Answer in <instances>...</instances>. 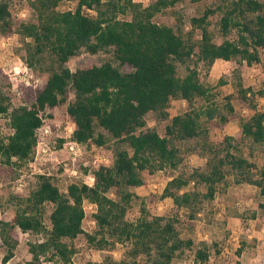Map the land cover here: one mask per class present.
I'll list each match as a JSON object with an SVG mask.
<instances>
[{
	"label": "trees",
	"instance_id": "trees-1",
	"mask_svg": "<svg viewBox=\"0 0 264 264\" xmlns=\"http://www.w3.org/2000/svg\"><path fill=\"white\" fill-rule=\"evenodd\" d=\"M62 1L30 0L35 20L19 21L15 28L23 39L31 40L27 64L33 65L48 51L57 66L29 104L10 108L7 101L0 100V116H7L11 129L9 134L0 135V163L17 170L33 160L45 110L65 104L69 92L73 99L67 102L66 111L74 125L73 140L105 145L107 137L97 131L101 129L126 148H117L111 165L101 164L90 171L92 185L71 182L62 191L54 176L38 174L36 187L28 195H11L13 218L0 222L1 245L6 248L1 262L13 257L18 244L14 231L18 228L42 235L41 240L28 242V264L41 259L76 264L72 260L77 251L73 240L79 235L99 250L117 242L126 245L120 261L106 256L103 262L87 264H171L187 251H193L192 264H209L210 246L204 240L196 244L192 238L181 236L178 213L149 212L141 199L138 217L127 219L134 196L128 189L143 184L145 171L177 169L180 147L191 142L190 151L199 150L205 164L188 175L178 174L168 180L161 199H170L177 210H186L193 219L205 202L214 199L218 184L228 176L234 183L254 185L264 194V164L260 167L236 152L240 142L251 148L262 146L264 151V111L256 108L253 99L255 94L264 98V81L256 92L237 82L239 98L253 112L241 118L236 135H226L220 144L213 145L205 122L224 124L234 115L235 107L231 96L222 104L216 102L213 87L200 79V68L208 71L217 59L248 66L260 61L264 0H217L200 16L189 19L191 27L186 34L179 26L153 20L156 13L181 0H153L146 6L134 0H77L74 10H59ZM12 3L0 0L1 34L14 28ZM214 14H219L220 42L213 40L208 29L209 17ZM103 49H110L117 64L89 60L74 71L67 65L82 50L95 54ZM175 99L185 100L189 108L173 115L164 125L163 134L147 127V116L156 113L166 118V108ZM196 101L200 104L195 105ZM82 168L88 172L86 165ZM191 183L193 188L185 189ZM111 189L114 197L108 194ZM85 200L96 206L92 232L82 227ZM47 205H51L49 224L45 223ZM214 248L218 253L219 248ZM236 251L240 253L241 246Z\"/></svg>",
	"mask_w": 264,
	"mask_h": 264
},
{
	"label": "rangeland",
	"instance_id": "rangeland-1",
	"mask_svg": "<svg viewBox=\"0 0 264 264\" xmlns=\"http://www.w3.org/2000/svg\"><path fill=\"white\" fill-rule=\"evenodd\" d=\"M30 0H13L12 13L14 28L10 33H0V100L4 99L10 104V108L21 104H29L34 99L36 92L42 88L45 81L56 68L54 57L48 52H44L34 61L33 65L27 64V45L31 42L29 38L23 39L15 30L19 21H33L34 14L29 8ZM141 2L143 6L148 5L153 0H134ZM217 0H181L173 6L156 13L153 20L160 24H167L180 27V31L186 34L190 29V18L200 16L205 8L213 6ZM77 0H64L59 3V10H74ZM89 12V11H88ZM90 14L94 12L90 11ZM219 14L209 17L208 29L213 34L215 42L222 41V36L218 31ZM198 36V33L197 35ZM89 60L98 63L110 61L117 64L110 49H103L95 54L82 50L72 56L68 62V67L74 71L85 65ZM124 70L123 67H121ZM200 79L205 85L213 87L215 100L224 103L227 96H231V102L235 107V113L229 120L222 124L216 120L205 122L208 130L209 141L213 145H218L226 135H236L241 118H248L252 110L245 105L237 94V82L240 81L244 87L250 86L254 92L262 88L264 81V49L260 50V61L250 66L245 63L237 64L234 60L225 61L217 59L208 71L200 68ZM223 79L224 83H219ZM253 96V95H252ZM73 99V94L69 92L67 102ZM256 108L264 111V98L258 94L253 96ZM57 105L47 108L43 114V124L37 130L38 142L35 148V156L32 161L19 169L0 163V222L10 221L13 218L15 207L9 202L11 195L26 196L36 187L38 174H49L55 177L59 188L64 191L71 182H82L87 179L99 165H111L115 156V151L119 147L126 148V145H119L114 139L101 129L107 137L105 145L83 144V148L78 156H72L67 148L66 141L71 138L73 122L67 114L66 105ZM196 101L195 105H199ZM189 108L187 102L181 99L171 100L166 108L168 116L162 118L156 113L150 114L146 118L147 127L155 128L163 134L164 125L170 118L178 113H182ZM11 132L6 115L0 116V135H7ZM63 141L60 142L59 140ZM238 139V138H237ZM193 143L183 144L181 149V161L177 169L165 168L156 170L153 173L143 172L144 182L138 187H129L133 192L131 207L126 213L129 220H135L140 213V201L144 199L149 212L157 214L172 215L178 213L177 228L182 237H190L196 244L199 241H206L210 246L209 264H264V194L254 186L247 183L236 184L232 177L228 176L224 183L218 184L215 197L210 202H205L198 215L190 219L184 209L177 210L172 201L168 198L161 199L160 194L165 184L172 177L178 174L188 175L194 168H201L206 158L200 151H190ZM190 146V147H189ZM258 166L264 164V151L262 146L256 145L251 148L246 142H240L236 150ZM88 167L85 173L82 166ZM76 170V175H73ZM89 181V180H88ZM192 183L185 189H191ZM114 197V189L108 193ZM88 205V201H84ZM263 205V207H261ZM51 205L46 206L45 223L49 224L48 214ZM87 218L83 220V226L91 229L89 223L90 210L86 206ZM94 229L92 228V231ZM91 231V232H92ZM18 244L14 249V255L6 263L1 259L6 253V248L1 245L0 240V264H28L31 254L28 251V242L41 240V234L23 232L16 228L14 231ZM76 252L72 260L76 264H87L88 262H103L106 256L113 260L120 261L124 258L126 245L117 242L112 247L106 249H96L89 245L83 235H79L73 240ZM219 248V252L214 251V247ZM241 246V252L236 249ZM193 251L181 258H175L171 264H192ZM34 264H55L52 261L41 259ZM60 264V263H56ZM133 264V262H129Z\"/></svg>",
	"mask_w": 264,
	"mask_h": 264
},
{
	"label": "built area",
	"instance_id": "built-area-1",
	"mask_svg": "<svg viewBox=\"0 0 264 264\" xmlns=\"http://www.w3.org/2000/svg\"><path fill=\"white\" fill-rule=\"evenodd\" d=\"M90 11H91V10H89V12H90ZM92 12H93V11H92ZM65 145H66V148H67L68 152H69L72 156H78V155L80 154L82 148H83V144H81V143H79V142L73 140L72 138H70L69 140H67L66 143H65ZM73 173H74L73 175H76V170H73ZM44 174H45V173H44ZM46 175H49V174H46ZM86 177H87V179H88L89 181L86 180V179H84L82 182H84V183H86V184H88V185H92V183L94 182V177H93V175H92V174H88ZM89 203H91V202L88 201V204H89ZM91 204H93V203H91ZM86 206H87L89 209H91V210H90V213H89V215H90L89 223H90V225H91V229L88 230L87 228H85V227L83 226V223H82V227H83V229H84L85 231H87V232H91V231H92V228H93V229L95 228V220L93 219L92 214L94 213V211H95V209H96V206H95V204H93V207L90 208L89 205H85V203H83L84 212H85V217H84V218H87V215H88V214H87V210H86ZM83 220H84V219H83ZM0 240H1V238H0Z\"/></svg>",
	"mask_w": 264,
	"mask_h": 264
},
{
	"label": "crops",
	"instance_id": "crops-1",
	"mask_svg": "<svg viewBox=\"0 0 264 264\" xmlns=\"http://www.w3.org/2000/svg\"><path fill=\"white\" fill-rule=\"evenodd\" d=\"M88 205L90 206V208H92V207H93V204H91V203H89Z\"/></svg>",
	"mask_w": 264,
	"mask_h": 264
}]
</instances>
